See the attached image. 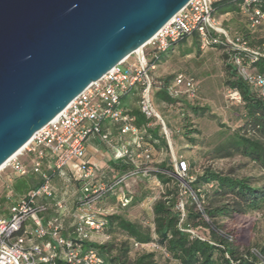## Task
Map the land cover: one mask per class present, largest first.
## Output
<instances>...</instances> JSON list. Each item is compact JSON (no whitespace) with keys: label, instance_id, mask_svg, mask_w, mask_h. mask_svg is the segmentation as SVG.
<instances>
[{"label":"built area","instance_id":"obj_1","mask_svg":"<svg viewBox=\"0 0 264 264\" xmlns=\"http://www.w3.org/2000/svg\"><path fill=\"white\" fill-rule=\"evenodd\" d=\"M219 1L222 0H191L140 51H135L93 82L54 120L37 131L19 154L6 162L1 170L9 166L17 176H25L30 172L37 174L41 184L27 193L19 194L14 190L13 181L10 179L0 195V264H58V259L64 264H105L104 257L97 249L85 247V242L91 241L92 232H104L108 226L107 218L97 214L94 205L116 191V187L131 176L140 172L147 173V168H139V161H150L155 151L153 144L147 141L135 123L134 117L121 107L122 97L133 88L139 91L142 111L147 118L161 121L164 134L173 150L170 133L153 104L152 94L165 89L172 98L196 100L200 86L198 80L184 73H177L168 81L155 76L161 54L174 44L197 35L202 47L224 43L252 60L264 55V45L254 48L240 35L230 34L216 16L215 3ZM235 2L246 16L250 29H256L263 24L264 0ZM133 56L135 58L131 59ZM232 62L240 76L264 96V74L249 70L240 55L234 56ZM225 97L231 103H243L237 89H227ZM106 120L118 124L121 134L132 137L134 149L122 144L118 147V153L120 157H128L134 163V169L118 179L103 182L94 180L95 165L87 159L86 143L91 136L96 135L109 146L116 145L114 138L103 130ZM25 156L30 157L29 168L22 160ZM174 160V175L180 180V194L192 193L195 196L190 187L193 176L189 175V163L184 159ZM70 162L80 172L82 193L73 236L64 234L65 227L62 222L44 220V214L50 208L49 200L54 197L50 170L56 172ZM155 183L162 187L157 177ZM208 186L212 187L213 183ZM132 198V194L122 189L117 192L118 203L123 207L128 206ZM156 199V196L149 199L150 207ZM53 204L57 208L63 206L62 200H55ZM177 208L183 219L184 203L178 202ZM257 214L264 216V212ZM182 229L192 236L197 235L191 227ZM152 231V241H135L134 247L159 251L169 257L165 247L159 243L154 227Z\"/></svg>","mask_w":264,"mask_h":264},{"label":"water","instance_id":"obj_2","mask_svg":"<svg viewBox=\"0 0 264 264\" xmlns=\"http://www.w3.org/2000/svg\"><path fill=\"white\" fill-rule=\"evenodd\" d=\"M191 0H0V168Z\"/></svg>","mask_w":264,"mask_h":264},{"label":"trees","instance_id":"obj_3","mask_svg":"<svg viewBox=\"0 0 264 264\" xmlns=\"http://www.w3.org/2000/svg\"><path fill=\"white\" fill-rule=\"evenodd\" d=\"M215 8L216 13L219 14L242 13L235 0L216 2ZM230 34L240 35L249 46L254 48L261 47L255 44L256 42L259 41L261 44L264 41L253 37L247 30ZM195 37L200 43L198 36L195 35ZM211 46L224 50L223 58L227 72L225 84L227 89H237L241 93L244 108V122L239 132H235L234 136L229 138L230 140L215 148L213 157L224 158L240 154L258 163L264 171V96L240 76L236 65L232 62L234 56L240 55L249 70L264 74V55L257 60H252L228 44L214 43ZM165 53L161 54L158 63L164 58ZM171 78L168 76L163 79L168 81ZM137 91L134 88L130 90L122 97L121 103L128 104L125 105L126 112L134 117L135 123L142 130L147 141L157 143V140L161 139V129L159 126H152V119L146 117L140 105L132 102ZM155 95L159 100L170 103L177 100L170 97L165 89L158 90ZM191 108L195 113L199 112V107ZM194 131L188 130L186 134L192 137L190 135ZM163 143L167 145L166 139H163ZM132 169L134 164H124L120 167V173H128ZM170 173L174 174V168L165 162L155 171L160 181L168 186L153 204L152 224L144 227L118 213L104 215L108 220L105 230L113 229V227L121 230L128 235V240L120 246L117 254H112L115 246L110 242L86 241L85 247L97 249L104 257L105 264H158L155 251H144L133 260L129 258V251L131 247H134L135 241L147 243L153 240L152 227H154L159 243L165 247L169 256L177 259L180 264H264V246L257 244L254 249L253 247L240 248L236 243L235 233L225 230L222 222L224 218H232L236 215L264 212V182L260 183V180L253 176L237 175L232 170L223 171L206 166L200 174H196L195 177L191 175L193 179L190 181V187L195 196L189 193V199L185 204V216L182 219L181 211L177 208L180 183L178 188L169 186V183L175 179ZM32 174L15 177L13 188L17 193H27L41 184L40 178L36 180ZM209 183H213V186L209 187ZM135 195L133 202L131 201L132 204L136 199ZM187 227L194 230L203 227L207 231V236H201L198 233L192 236L191 233L182 229ZM58 264H64V262L58 259Z\"/></svg>","mask_w":264,"mask_h":264},{"label":"rangeland","instance_id":"obj_4","mask_svg":"<svg viewBox=\"0 0 264 264\" xmlns=\"http://www.w3.org/2000/svg\"><path fill=\"white\" fill-rule=\"evenodd\" d=\"M217 17L232 34L236 31L240 32L247 30L253 37L258 38V40H264V22L258 28L252 30L248 28L245 16L239 12H231L230 14L218 13ZM191 40L192 37L186 41L174 44L171 50L167 51L168 55L161 60V63L158 64L154 72L155 76L161 78H166L168 76L173 77L177 73H184L194 77L200 82L198 98L196 100L179 98L175 102L170 103L168 101L159 100L155 95V91L153 92V104L164 120L173 144V150H171L168 139L163 131V124L157 118H153L152 125L159 126L161 134H163L167 140V147L164 149L159 159L162 158L165 160V163L172 166L174 172V158L186 160L190 165L189 175H193L194 177L196 174H200L206 166H211L223 171L232 170L240 176H253V178L259 179L260 183H263L264 171L258 163L240 154L224 158L213 157L215 148L230 140L229 138L234 136L235 132H239V128L244 122V108L243 103H231L225 97L227 92V85L225 84L227 72L225 70V59L223 58L224 50L215 46L202 47L201 43H198L196 39ZM258 42L255 44L262 46L264 41L261 44ZM134 58L133 56L131 59ZM132 102L136 105H140V94L138 91L132 99ZM190 106L199 107V112L195 113ZM188 130H195L194 133L190 135L192 137H188L186 134ZM156 155L157 154L153 155L150 161H139V168L142 170L147 168V173L140 172L127 179L129 180L128 189L136 194V199L131 206L123 207L119 205L115 199L108 198L106 195L94 206L95 212L99 215H110L112 213L122 214L128 219L142 224L144 227H148V225L152 224L154 217L153 206L150 207L149 199L146 201H143V199H147V197L152 198L153 196H156L157 199L160 198L166 186H168L162 183L155 174L156 169H158L160 165V162L155 161L158 156ZM22 160L29 168L30 157L25 156ZM73 166L75 168V164H73ZM115 173L114 171V175H111L110 179H115L117 177ZM28 174L32 173L30 172ZM170 174L175 177L174 174ZM32 175L36 180L39 179L37 174ZM76 176L78 177L77 174ZM15 177H17V175L9 166L0 171V195L5 190L7 182H9L10 179L14 181ZM156 177L161 182L162 187H159L155 183ZM53 178L56 179L54 182L58 189V193L61 195L60 197L65 196V199L68 197L65 193L67 188L71 196L70 198L75 197L79 193V186L76 183V179H71L70 185L67 186L68 182L63 183L61 179L55 178L54 176L52 179ZM106 181L107 180H104L103 182ZM179 183L180 180L175 177V179L169 183V186L177 187ZM61 187L62 189L60 190ZM179 191H181V185L179 186ZM188 199L189 194H179V202L182 201L184 203V210ZM70 201L71 200L67 202L66 200L64 202L62 201L63 206H65V203L68 205ZM142 202L145 204H142ZM49 203L54 208L51 200H49ZM70 212L71 214H77L78 205L73 210L70 209ZM74 218V216L71 217V223L74 222ZM222 222L225 225V230L235 233L237 239L236 243L240 248L247 249L253 247L254 249L257 244L264 246V216H259L254 212L236 215L232 218H224ZM195 230L199 235L207 236V231L203 227ZM91 236V240L98 243H113L115 247L112 254H117L120 246L128 240V235L126 233L114 227L113 229L108 228L104 232L94 231ZM144 251L152 250L131 247L129 251L130 260L135 259ZM155 254V259L158 264H180L177 259L171 256H164L159 251H155Z\"/></svg>","mask_w":264,"mask_h":264},{"label":"crops","instance_id":"obj_5","mask_svg":"<svg viewBox=\"0 0 264 264\" xmlns=\"http://www.w3.org/2000/svg\"><path fill=\"white\" fill-rule=\"evenodd\" d=\"M231 12H227L224 14H230ZM240 13V12H239ZM218 13H216L217 16ZM242 14V13H241ZM244 16V14H242ZM246 18V17H245ZM219 19V18H218ZM247 21V19H246ZM248 23V22H247ZM238 31H236L235 33H237ZM190 39V38H188ZM186 39V40H188ZM196 39L195 36L192 37V40ZM191 40V41H192ZM174 46V45H173ZM167 52L164 54V58L167 56ZM161 63V62H160ZM199 81V80H198ZM200 83V82H199ZM125 105L128 104H123L121 105V107L123 109H125ZM126 110V109H125ZM152 125V123H151ZM153 126V125H152ZM103 130L107 133H109L111 135V137L114 138L115 140V146H109L108 144H106L105 142H103L98 136L93 135L91 136L86 143V155H87V159L89 160L90 163H92L93 165H95V172H94V180L95 181H112L115 179H118L119 177H121L122 175L126 174V173H120V167L124 164H134L132 161H130L128 158H123L119 156L118 153V147L122 144H126L129 146V148L131 150L134 149V145L132 142V137L130 135H123L120 132L119 129V125L114 123L111 120H106L103 123ZM160 136L161 139L157 140V143H152L155 151H154V155L157 154V158H156V162H160V164L164 163L165 160H163L162 158H160V156H162L164 149H166L167 145L165 143H163V139H165V136L163 134H161L160 131ZM167 141V140H166ZM173 145V144H172ZM45 164H48L47 162ZM71 164V165H70ZM73 162L68 163L66 166H64L62 169L56 171V172H51L52 176H54L55 178H59L63 181V183H67V186L70 185V180L71 179H76L77 180V184L79 186V193L73 197L70 198L71 196L69 195L68 192V188L66 189L65 193L68 197L62 196L58 193V189L56 188L55 185V180L56 179H52V189L54 192V197L51 200L53 203L55 200H62L63 202L66 200L70 202L65 203V206H62L60 208L55 207L54 208L50 205L49 211L44 214V220L47 221H54V222H62L64 224L65 230H64V234L67 236H73V230L75 227V224L77 222V214H71L70 209L73 210L77 205H79V201L82 197V193L80 190V173L77 172V170H75L74 166H73ZM114 171L116 172L115 174H117V177L115 179H110L111 175H114ZM76 174L78 175V177L76 176ZM129 179V178H128ZM129 180L124 181L114 192L109 193L108 198H112L115 199L118 203L117 200V192L119 191V189H122L124 191H126L129 194H132L133 198H134V193L132 190L128 189V183ZM62 189V187L60 188V190ZM132 198V200H133ZM154 196L152 198H148L147 199H143V201H146L148 199H153ZM65 199V200H64ZM133 202V201H132ZM132 202H130V204L128 206H124V207H129L132 205ZM142 204H144V202H142ZM70 205V207H69ZM96 205V204H95ZM94 205V206H95ZM120 205V204H119ZM95 208V207H94ZM95 210V209H94ZM102 216H104L103 214H100ZM75 217L74 218V222L71 223V217ZM92 237V236H91ZM92 239V238H91ZM93 242H95L94 240H91Z\"/></svg>","mask_w":264,"mask_h":264},{"label":"bare ground","instance_id":"obj_6","mask_svg":"<svg viewBox=\"0 0 264 264\" xmlns=\"http://www.w3.org/2000/svg\"><path fill=\"white\" fill-rule=\"evenodd\" d=\"M140 49H141V48H139L137 51H140ZM25 146H26V145H25ZM25 146H24V147H25ZM21 150H23V148H22ZM21 150H20V151H21ZM20 151H19L18 153H16L15 155L19 154ZM15 155H14V156H15ZM5 164H6V163H5ZM5 164L0 168V170L5 166Z\"/></svg>","mask_w":264,"mask_h":264}]
</instances>
